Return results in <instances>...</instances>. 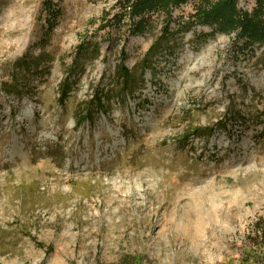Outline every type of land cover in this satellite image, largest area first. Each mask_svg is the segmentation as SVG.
Wrapping results in <instances>:
<instances>
[{"label":"rangeland","instance_id":"rangeland-1","mask_svg":"<svg viewBox=\"0 0 264 264\" xmlns=\"http://www.w3.org/2000/svg\"><path fill=\"white\" fill-rule=\"evenodd\" d=\"M166 1L0 0V264H264V42Z\"/></svg>","mask_w":264,"mask_h":264},{"label":"trees","instance_id":"trees-1","mask_svg":"<svg viewBox=\"0 0 264 264\" xmlns=\"http://www.w3.org/2000/svg\"><path fill=\"white\" fill-rule=\"evenodd\" d=\"M165 0H136L135 3L131 5V14L134 15H140V12L149 10L151 8L156 7H163L166 5ZM186 0H170V2L174 3H182ZM202 1V0H200ZM205 1V0H204ZM234 0H222L219 3L216 4H208L207 9L202 8V16L204 19L210 20V22H214L217 24V27L220 29H237L241 35L248 36V38L256 41H260L261 43L264 42V21H262L260 18L264 20V0H258L259 5L255 8L253 12V16L248 17L245 15V13L239 14L240 12L236 9L234 5ZM206 5V3L204 2ZM203 4V5H204ZM197 13V12H196ZM144 18H142L138 24H136V31L139 30L140 23L143 21ZM261 20V21H260ZM165 40V39H163ZM161 42V41H160ZM159 43H155L154 45L148 49L147 53L143 57L140 63H144L148 56L153 54L157 47L160 46ZM139 64V63H138ZM137 64V65H138ZM118 74L121 78L120 84L121 90H126L129 86V83L132 81L130 80V76H132L131 71L124 67V65L120 64L118 67ZM8 82V81H7ZM67 92L68 88H62L61 95L59 96L58 100L60 102V105L64 106V101L67 98ZM100 101L98 103L95 102V107H98L100 104ZM90 112L86 110L85 114L82 115L81 113H78L77 111H74L73 117L75 118L76 124H81L84 120L89 119ZM214 129L211 128L209 133H211ZM254 233L253 237H251V240H253V245L256 248H260L261 246H264V223L259 218L254 223ZM262 258L264 259V253L262 254ZM253 259V264H257ZM95 264H104L102 262H96ZM112 264H141L140 259L137 255L134 254H124L121 256L115 263Z\"/></svg>","mask_w":264,"mask_h":264}]
</instances>
